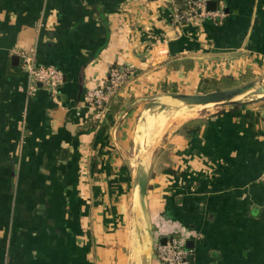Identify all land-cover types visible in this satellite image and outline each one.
Segmentation results:
<instances>
[{
  "label": "crops",
  "instance_id": "obj_1",
  "mask_svg": "<svg viewBox=\"0 0 264 264\" xmlns=\"http://www.w3.org/2000/svg\"><path fill=\"white\" fill-rule=\"evenodd\" d=\"M214 1L221 18L181 23L171 0H0V264L138 259L144 102L201 92L202 79L264 76V0ZM20 50L61 71L59 102L28 88ZM127 63L136 71L112 101L119 110L94 125L85 92ZM235 105L190 118L203 121L191 137L187 120L155 143L148 264L173 236L191 264H264V98Z\"/></svg>",
  "mask_w": 264,
  "mask_h": 264
},
{
  "label": "built area",
  "instance_id": "obj_2",
  "mask_svg": "<svg viewBox=\"0 0 264 264\" xmlns=\"http://www.w3.org/2000/svg\"><path fill=\"white\" fill-rule=\"evenodd\" d=\"M186 8L180 10L175 0H171L170 7L175 20L179 22H192L198 17L219 19L223 16L220 10H207L208 0H184ZM22 60V70L27 76V84L30 90H35L37 85L43 86L52 100L59 102L58 94L62 83L61 71L50 65L38 64L33 50L16 51ZM134 64L127 63L111 66L105 80L100 86L89 89L84 94V101L90 109L91 118L102 120L110 103L119 94L122 88L135 75ZM264 181V176L261 177ZM157 257L161 264H191L187 258L188 251L184 247L181 237L173 236L156 246Z\"/></svg>",
  "mask_w": 264,
  "mask_h": 264
},
{
  "label": "water",
  "instance_id": "obj_3",
  "mask_svg": "<svg viewBox=\"0 0 264 264\" xmlns=\"http://www.w3.org/2000/svg\"><path fill=\"white\" fill-rule=\"evenodd\" d=\"M206 9L211 11L215 10L216 1L208 0L206 4ZM158 96L161 97V100L151 102V105H149L148 108H150V106H157L158 111H161L166 107L171 106V101H176L178 105L187 107H206L210 105H235L250 100L263 99L264 83L263 80L256 79L239 86H234L225 89L196 93L166 92ZM158 96H156L155 98H157ZM164 98L169 101H162V99ZM189 119L190 118H188V120ZM180 124L182 123H179L177 125ZM146 134L144 136V140L142 141L141 146H139L138 148L136 160L133 167L135 171L134 193L136 192L137 194V201L141 209V213L143 216V225L146 232L144 239L141 241L140 247L142 246L145 249V264H148L149 257L153 251L154 242L153 230L147 204V194L150 179L151 163L152 158L156 152L155 143L157 142V138L155 139L153 138V136H151L150 140H148ZM160 241L162 243L165 242V238L162 237ZM136 263L137 260L135 259V257H133L130 264Z\"/></svg>",
  "mask_w": 264,
  "mask_h": 264
},
{
  "label": "rangeland",
  "instance_id": "obj_4",
  "mask_svg": "<svg viewBox=\"0 0 264 264\" xmlns=\"http://www.w3.org/2000/svg\"><path fill=\"white\" fill-rule=\"evenodd\" d=\"M135 76V75H134ZM133 76V77H134ZM247 77V76H246ZM240 78V79H234V84H235V86H239V85H242V84H244V83H247V82H250V81H253L252 79H250V78ZM132 79V78H131ZM130 79V80H131ZM254 80H256V79H259V80H263V83H264V76H262V77H256V78H253ZM261 82V81H260ZM204 87V85H202L201 86V88H203ZM175 89V88H174ZM200 91V90H199ZM175 92H177V91H175ZM201 92H203V91H201ZM116 98V97H115ZM161 100V97H157V98H155V97H153V98H151L150 100H147L146 102H144L145 104L142 106V108H141V110H139V112H138V122H139V124H140V127H141V129H140V135L142 136H145V134H146V136H147V139L148 140H150V138H151V136H153V138H157L158 136V138H157V140L158 139H160V137L163 135V133L166 131V133L165 134H167V133H169L170 132V130L172 129V128H174V126H176L177 124H179V123H183V122H185L186 120H188V118H181V119H179V120H177L176 119V117L175 116H172V117H170V119H171V122L173 121V120H175V121H173V123H171V125H168V126H166L165 125V128H164V126H163V129L162 128H160L161 129V132H160V130L157 128L158 126V117L160 116V114H161V112L164 110H161V111H158V107L157 106H150V108H148V106L149 105H151V102H153V101H160ZM258 100H262V99H258ZM182 106V105H181ZM214 105H210V106H206V107H199V106H195V108H198V111L196 112V114L194 115V116H192V117H196V116H200V115H202V114H204V113H207V112H209V110L213 107ZM148 108V109H147ZM189 118H191V117H189ZM169 119V120H170ZM170 124V123H169ZM145 126V127H144ZM168 127V128H167ZM163 132V133H162ZM155 133H157V134H155ZM160 133V134H159ZM157 135V137H155ZM161 135V136H160ZM154 139V140H155ZM154 143H155V141H154ZM135 219V218H134ZM134 219H133V221H132V225H131V238H132V247H134L135 249L136 248H138L139 247V245L141 244V242H140V237H143V236H145V234H146V232H145V229H144V226H143V228H142V230H141V232H140V236H139V234L137 233V231L135 230V227L133 226V223H134ZM140 225H142V224H140ZM134 249V250H135ZM132 254H133V251H132ZM132 258H133V255H132Z\"/></svg>",
  "mask_w": 264,
  "mask_h": 264
},
{
  "label": "trees",
  "instance_id": "obj_5",
  "mask_svg": "<svg viewBox=\"0 0 264 264\" xmlns=\"http://www.w3.org/2000/svg\"><path fill=\"white\" fill-rule=\"evenodd\" d=\"M175 1H176V4L179 6L180 10H183L186 8V4H185L184 0H175ZM187 67H188V65H187ZM201 81L205 83L204 87L201 89V91H203V92L225 89V88H230V87L235 86V84L233 83L234 79L231 77H223L219 80H213V79L204 80V79H202ZM168 88L169 87H167L165 84L162 85V90L166 91ZM173 90H175V89H173ZM118 110H119L118 102L110 103L108 110L106 112L107 120L109 121L108 123L112 122L113 115ZM91 121H93L94 125L98 124V122H99L98 120L95 121L92 118H91ZM202 123H203V121L201 119H192V120L187 121L181 127L182 134L184 135V137H187V138L191 137L193 134L199 132Z\"/></svg>",
  "mask_w": 264,
  "mask_h": 264
},
{
  "label": "bare ground",
  "instance_id": "obj_6",
  "mask_svg": "<svg viewBox=\"0 0 264 264\" xmlns=\"http://www.w3.org/2000/svg\"><path fill=\"white\" fill-rule=\"evenodd\" d=\"M162 101L168 102L169 100H167V99L164 98V99H162ZM170 105L171 106L166 107L161 112L160 116L158 117V125H157L158 127L157 128L160 130V132H161V129L160 128L163 129V126L165 128V125L166 126L171 125V123H173V121H175V120H173L171 122L170 117L175 116L177 120H179L181 118H189V117L194 116L196 114V112L198 111V108H195V107H187V106L178 105V103L176 101H171L170 102ZM155 134H157V133H155ZM155 137H157V135ZM141 144H142V142L139 144V146H141ZM139 210H140V214H141V218H142V222H143V216H142V213H141L140 206H139ZM144 250H145L144 247L141 246L140 247V254L139 255L137 254L138 255V259H137V263L136 264H145V254H144L145 251Z\"/></svg>",
  "mask_w": 264,
  "mask_h": 264
}]
</instances>
